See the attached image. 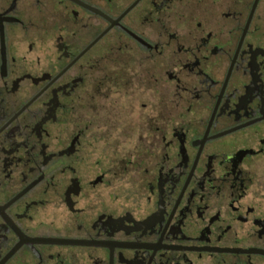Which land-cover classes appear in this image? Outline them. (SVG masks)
Returning a JSON list of instances; mask_svg holds the SVG:
<instances>
[{"label": "flooded vegetation", "instance_id": "obj_1", "mask_svg": "<svg viewBox=\"0 0 264 264\" xmlns=\"http://www.w3.org/2000/svg\"><path fill=\"white\" fill-rule=\"evenodd\" d=\"M0 264H264V0H0Z\"/></svg>", "mask_w": 264, "mask_h": 264}]
</instances>
